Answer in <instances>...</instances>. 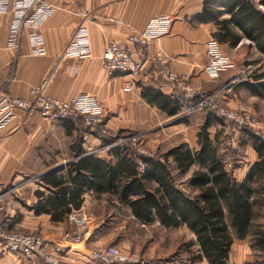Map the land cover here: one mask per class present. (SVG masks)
<instances>
[{"label":"crops","instance_id":"0c3cea01","mask_svg":"<svg viewBox=\"0 0 264 264\" xmlns=\"http://www.w3.org/2000/svg\"><path fill=\"white\" fill-rule=\"evenodd\" d=\"M48 1L56 9L42 27L47 48L45 55L33 53L26 31L19 49H14L10 45L11 9L0 13V80L9 95L31 98V87L48 81L46 91L53 97L69 100L83 94L95 96L101 104L107 126L112 129H136L150 133L163 123L170 122L167 129L180 126L167 130L169 133L159 131L155 137L148 136L147 144L155 151L162 148L161 153H164L180 144H187L193 150L199 148L197 133L208 109L196 110L197 97L166 85L150 62L139 74L117 73L109 76L102 60L105 44L114 41L132 48L129 42L132 34L142 31L154 17L169 16L172 20L170 31L145 47L146 54L152 56L161 51L174 73L188 76L192 82L214 91L226 86L232 77L242 72L245 46L241 40L248 38L242 30L233 27L241 36L237 45L231 44L232 38L220 40L216 36L222 31L220 25L213 20L196 19L203 10L205 0ZM228 16L226 13L221 18ZM81 23L89 32L92 55L82 60L64 57L65 46ZM212 45H216L233 63L213 79L206 70L209 60L207 51ZM128 84H131V90L125 89ZM239 89L236 84L233 85L219 97L220 102L224 106L251 111ZM187 107L193 115L185 122L172 124ZM83 125L77 119L53 120L41 111L22 109L15 111L10 123L0 125V227L9 231L18 229L40 235L49 242H59L67 232L76 229L73 215L93 212L95 218L87 230L88 245H106L109 237L101 236V231L108 224L110 214L105 212L127 208L120 205L119 198L107 192L86 189L82 190L79 202L57 203L54 201L59 195V188L46 180L49 174L56 173L64 175L67 181L69 164L80 156L96 154L99 158L112 159L109 150L103 147L105 141L102 138L92 139V136L79 146L76 140L83 137L82 132L86 130ZM79 149L83 150L81 155ZM258 159L248 166L241 180ZM195 169L190 170L191 175ZM58 214L64 216L55 219L53 216ZM193 235L195 246L199 249ZM20 256L6 253L1 257L0 264H15L14 257L26 264H44L40 259L27 261ZM69 259L80 264H102L77 252L71 253Z\"/></svg>","mask_w":264,"mask_h":264},{"label":"trees","instance_id":"16d2710c","mask_svg":"<svg viewBox=\"0 0 264 264\" xmlns=\"http://www.w3.org/2000/svg\"><path fill=\"white\" fill-rule=\"evenodd\" d=\"M226 13L229 16L221 18ZM196 19L215 21L222 28L216 36L223 41L232 38V45L239 44L241 36L233 27L239 28L264 54V12L255 1L205 0ZM261 82L242 81L240 85L257 95ZM206 115L198 129L197 150L180 144L164 153L140 155L129 144H116L109 150L111 160L89 154L71 161L67 181L56 173L46 178L59 188L54 202H79L86 189L107 192L117 196L120 205L143 223L157 222L165 228L185 225L195 234L200 247L198 254L190 258L192 261L205 259L209 264H227L234 241L250 235L253 248L264 253V223L257 222L260 206H264V137L251 128L242 129L259 159L245 178L238 180L228 170L227 159L221 153L220 133L212 137L209 130L214 124L224 125L227 121L210 108ZM76 141L81 146L83 137ZM78 152L81 155L83 150ZM193 167L196 169L192 175L182 181Z\"/></svg>","mask_w":264,"mask_h":264},{"label":"built area","instance_id":"2783aa9c","mask_svg":"<svg viewBox=\"0 0 264 264\" xmlns=\"http://www.w3.org/2000/svg\"><path fill=\"white\" fill-rule=\"evenodd\" d=\"M11 9L12 23L10 27V45L19 49L21 40L26 31L30 40L33 53L37 56L45 55L47 48L44 45L45 36L42 32L44 23L55 12L54 4L48 0H0V13ZM85 12V11H84ZM171 18L168 16L154 17L147 26L129 37L132 48L123 47L114 41L105 44L102 60L105 71L109 76L117 73L139 74L147 62L153 65L154 70L163 79L166 85H171L181 92H186L197 97L196 110L210 108L213 112L231 122L237 129L244 127L257 129L259 120L249 109L224 106L219 97L228 89L240 81V77H232L224 87L209 91L191 81L188 76H179L174 73L169 65V60L161 52L148 56L144 50L155 39L167 34L171 27ZM253 44L248 38H243L241 43ZM93 47L90 44L89 32L84 23L75 30L63 51V56H71L75 59L92 55ZM209 57L206 70L210 77L218 78L221 73L233 65L229 57H225L221 50L212 45L207 51ZM48 81L40 85L32 86L31 98L9 95L4 84L0 80V125L11 122L17 109L27 111H41L53 120H68L70 118L83 120L88 130H84L83 140L90 139L94 134L105 140L103 147L110 150L116 144H128L123 136L114 137L107 128L102 107L95 96L83 94L63 100L50 95L46 89ZM131 84L125 89L131 90ZM129 137V136H128ZM131 137V136H130ZM127 140V141H126ZM125 142V143H124ZM132 144V142H131ZM145 155H153L146 153ZM76 221V229L67 232L59 242H49L46 238L33 233H25L20 230L9 231L0 227V259L6 253L19 254L30 260L40 259L44 264H80L76 260H70L73 252L104 264L127 263L131 258L121 248L115 245L91 246L88 245L87 230L94 220L93 212H78L73 215Z\"/></svg>","mask_w":264,"mask_h":264},{"label":"rangeland","instance_id":"374dc122","mask_svg":"<svg viewBox=\"0 0 264 264\" xmlns=\"http://www.w3.org/2000/svg\"><path fill=\"white\" fill-rule=\"evenodd\" d=\"M254 1L257 7L264 12V0ZM243 43L245 52H243L241 60L242 68L240 71L242 72L236 75L240 77V81L236 85L240 87L239 90L243 95V100L246 101L251 108V112L255 114L259 120L257 129L252 130L256 134L264 137V54L255 48L253 44H248L247 42ZM242 81H249L252 83L262 81L261 83L263 84L259 86L261 90L260 94L256 95L245 86H241L240 83ZM191 115H193V113H191L190 107H187L184 113L176 117L174 120L175 122H172V124L176 122H185ZM78 121H81L82 124L85 125L83 120ZM169 123L170 122L159 125L150 133H145L136 129H112L108 126L107 128L115 135L114 137L123 136L125 139L131 138L126 141L133 147L137 154H157L162 152V148H158V150L155 151L149 146L147 144L149 139L148 136L155 137L159 134V131L168 132L167 130L171 131L180 127L172 126L170 129H167ZM85 129L88 130L86 125ZM210 130H212L214 136L217 132L220 133L219 144L221 153H223L227 159V168L234 173L238 180H241L248 166L258 158L247 135L242 130L237 129L231 122H226L224 125L219 123L214 124ZM92 139L101 138L97 134H94ZM190 173L189 171L187 175L183 177L182 181L187 180V178L191 176ZM180 186L184 188L183 183ZM105 213L108 215L110 214V220L108 224L103 227L101 236L109 237V240L105 243L106 245L118 246L129 255L131 260L125 264H209L207 260H190L192 255L196 256L198 254L199 249L195 246V239L192 231H189L185 225L165 228L157 222L143 223L135 219L127 208L120 209L116 212L109 210ZM259 215L257 222L264 223L263 204L260 206ZM251 243V235L246 239H236L232 244L233 246L229 256L230 260L227 264H264V253L253 248ZM20 257L24 259L23 256ZM14 259L15 264H26V262L19 260L17 257H14ZM27 261L29 260L27 259Z\"/></svg>","mask_w":264,"mask_h":264}]
</instances>
